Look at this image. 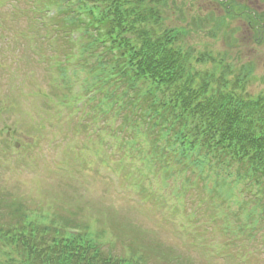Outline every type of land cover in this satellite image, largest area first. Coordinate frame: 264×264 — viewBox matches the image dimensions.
<instances>
[{
	"label": "rangeland",
	"instance_id": "obj_1",
	"mask_svg": "<svg viewBox=\"0 0 264 264\" xmlns=\"http://www.w3.org/2000/svg\"><path fill=\"white\" fill-rule=\"evenodd\" d=\"M43 1L0 0V125L16 130L13 137L23 144L21 154L14 158L13 171L0 166V210L6 214L14 210L12 198L23 207L20 213L24 208H35L31 196L34 197V186H39L41 195L36 205L46 206L53 214L50 219L59 224H91L95 231L102 232L114 254H124L133 246L136 252L150 257L152 264H159V256H167V260L173 255L183 256L194 264H264L263 220L255 229L240 232L246 235L234 238V230L239 231V223L244 222L246 205H236L227 211L220 203L218 212H226V216L220 217L208 197L218 203L221 200L217 201L202 181L195 187L179 185L171 179L168 186L159 181V174L152 175L144 168L138 170L137 164L119 165L110 146L101 149L94 138L76 131L79 127L68 109L63 132L47 123L45 113H39L44 103L35 92L40 88L54 95L51 81L48 75L40 78V72L36 77L31 75L32 69L40 70L45 65L40 64L39 56L29 52H37L43 39L31 32L34 21L41 15ZM144 1L145 9L155 6L152 0ZM214 1H224V5L220 8L219 3L211 0H162L160 31L175 28L178 32L175 46L191 53L186 64L193 68V73L213 70L217 65V76L225 74L235 79L247 68L251 70L250 80L240 93L264 95V38L259 36L262 29H250L247 20L255 14L259 16L258 12L264 15V0L258 3L252 0L253 4H249L250 0ZM250 5L258 12L250 10ZM261 21L264 22V16ZM63 39L66 43L72 41L69 36ZM205 54L212 61L198 63L197 57ZM72 58L71 53H65L63 61L67 64ZM72 142L79 147L72 148ZM31 144L34 146L30 147ZM104 159L108 161L105 165ZM25 161L35 166L29 167ZM161 170L159 166L152 169L155 173ZM121 171L126 174L123 179ZM142 171L147 174L146 179L142 178L145 199L134 186ZM150 183L160 193L169 195L173 207L166 205L164 198L150 193ZM195 211L197 218L191 227L188 217ZM214 217L217 222H213ZM237 220V227L225 228L228 221Z\"/></svg>",
	"mask_w": 264,
	"mask_h": 264
},
{
	"label": "trees",
	"instance_id": "obj_2",
	"mask_svg": "<svg viewBox=\"0 0 264 264\" xmlns=\"http://www.w3.org/2000/svg\"><path fill=\"white\" fill-rule=\"evenodd\" d=\"M99 1L100 7L104 6L100 12L101 18H112L114 11L111 2L114 0ZM115 2L121 4V0ZM116 10L112 26L119 28L116 31H119L120 46L125 52L122 57L128 58L131 75L135 74L133 82L132 77L128 78L127 71L122 72V77L128 82L127 91H134V83L140 82L144 86L146 97H151L155 104L162 105L161 100L167 101L166 106L171 107L170 120L177 122L182 117L187 120L189 117L195 125L188 127L195 131L198 139L197 128L200 126L206 134V140L193 142L197 147L195 150L191 147V150L198 154L197 156L208 158L215 146L211 143H215L218 146L213 150V160L219 164L224 161L222 155L228 157L229 161L236 165L237 177L242 182L248 179V176L264 177V97L239 95L234 86H228L227 82L221 83L214 70L210 76L206 72L203 79L197 81L191 67L186 64L188 57L185 58L181 50L175 48L177 38L168 30L159 33L158 24L162 17L156 9L154 12L146 11L148 13L141 11L136 18L137 22L131 20V14L127 9H122L121 5ZM97 11L99 13L100 10ZM139 93L143 94L141 91ZM107 99L113 106H118V98L115 95L108 96ZM125 107L126 102L123 101L121 108ZM154 107L155 105L152 111ZM148 118L154 123V127L161 129V125L155 124V120H158L156 113L150 112ZM197 121L199 126L196 125ZM180 126L181 122L175 125L177 129ZM168 130H161V135L167 134ZM154 153L160 154V151L156 148ZM164 157L165 154L162 153L161 159ZM220 159L221 162H218ZM215 174L219 176L218 172ZM45 229L49 227L46 226ZM56 231L61 232L59 229ZM1 238L7 239L6 236ZM86 238L79 246L75 245L73 239H69L53 241L46 248H39L41 244L37 243L36 234L29 238L22 236L20 240L12 238L11 243L20 247L23 259L19 261L12 258L8 263L118 264L114 261L111 263L102 256V242L90 239L89 235Z\"/></svg>",
	"mask_w": 264,
	"mask_h": 264
},
{
	"label": "flooded vegetation",
	"instance_id": "obj_3",
	"mask_svg": "<svg viewBox=\"0 0 264 264\" xmlns=\"http://www.w3.org/2000/svg\"><path fill=\"white\" fill-rule=\"evenodd\" d=\"M242 1V0H241ZM253 2H252V0H250V2H249V4H252ZM249 12H251V11H249Z\"/></svg>",
	"mask_w": 264,
	"mask_h": 264
}]
</instances>
